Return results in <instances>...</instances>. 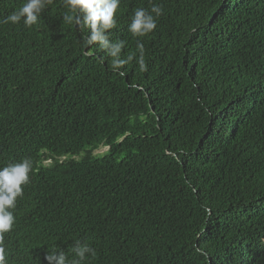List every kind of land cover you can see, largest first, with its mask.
I'll use <instances>...</instances> for the list:
<instances>
[{
  "label": "trees",
  "instance_id": "trees-1",
  "mask_svg": "<svg viewBox=\"0 0 264 264\" xmlns=\"http://www.w3.org/2000/svg\"><path fill=\"white\" fill-rule=\"evenodd\" d=\"M24 2L0 0V168L33 165L7 264L72 259L77 241L83 264H264V0H121L119 73L63 0L6 23Z\"/></svg>",
  "mask_w": 264,
  "mask_h": 264
},
{
  "label": "clouds",
  "instance_id": "clouds-1",
  "mask_svg": "<svg viewBox=\"0 0 264 264\" xmlns=\"http://www.w3.org/2000/svg\"><path fill=\"white\" fill-rule=\"evenodd\" d=\"M53 0H25L18 11H13L5 22L19 24L25 27L37 25L41 13ZM67 11L62 16L63 22L75 25L79 30L87 32V45H96L111 58L110 67L113 71L120 70L134 59L133 55L122 56L125 48L123 40L114 41L112 30L117 28V10L121 0H63ZM162 6L153 4L151 10L138 8L135 10L128 30L134 37L143 38L152 33L157 27V19L162 15ZM154 14V15H153ZM139 50L138 65L141 71H147L142 43L137 45ZM47 165L49 161H43ZM33 171L32 162L25 158L0 168V264H7L6 245L4 237L16 222L14 210L17 199L23 197L24 186L30 183V173ZM73 258L69 259L63 250L46 254L47 264H83L89 256H95V249L87 243L75 242L71 246Z\"/></svg>",
  "mask_w": 264,
  "mask_h": 264
},
{
  "label": "rangeland",
  "instance_id": "rangeland-1",
  "mask_svg": "<svg viewBox=\"0 0 264 264\" xmlns=\"http://www.w3.org/2000/svg\"><path fill=\"white\" fill-rule=\"evenodd\" d=\"M106 151V148H100L99 150H97V151H95L94 152V154L96 155H98V154H102V153H104Z\"/></svg>",
  "mask_w": 264,
  "mask_h": 264
}]
</instances>
